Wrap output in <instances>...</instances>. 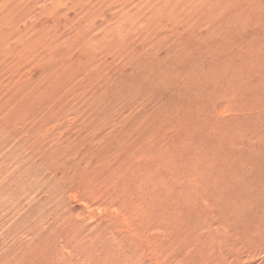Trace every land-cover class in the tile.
Wrapping results in <instances>:
<instances>
[{
  "label": "rangeland",
  "instance_id": "obj_1",
  "mask_svg": "<svg viewBox=\"0 0 264 264\" xmlns=\"http://www.w3.org/2000/svg\"><path fill=\"white\" fill-rule=\"evenodd\" d=\"M0 264H264V0H0Z\"/></svg>",
  "mask_w": 264,
  "mask_h": 264
},
{
  "label": "bare ground",
  "instance_id": "obj_2",
  "mask_svg": "<svg viewBox=\"0 0 264 264\" xmlns=\"http://www.w3.org/2000/svg\"><path fill=\"white\" fill-rule=\"evenodd\" d=\"M58 3H59V2H57V5H58ZM54 9H55V8H54ZM261 199H262V198H261ZM261 199H260V200H261ZM253 201H254V200H253ZM262 201H263V200H262ZM226 204H227V203H226ZM224 205H225V204H224ZM237 205H238V204H237ZM261 205H262V204H261ZM261 205H260V206H261ZM224 207H225V206H224ZM233 207H234V206H233ZM236 207H237V206H236ZM251 207H252V206H251ZM256 208H257V207H256ZM260 208H261V207H260ZM220 209H221V208H220ZM224 209H225V208H224ZM231 209L233 210V208H231ZM231 209H230V210H231ZM234 209H236V208H234ZM221 210H222V209H221ZM230 210H229V211H230ZM217 211H218V210H217ZM219 211H220V210H219ZM230 212H231V211H230ZM235 212H238V211H235ZM235 212H234V213H235ZM257 212H258V211H257ZM257 212L255 211V213H257ZM211 213H212V212H211ZM249 213H250V212H249ZM217 214H218V213H217ZM217 214H216V215H217ZM234 215H235V214H234ZM236 215H237V214H236ZM247 215H249V214H247ZM256 215H257V214H256ZM220 216H221V213H220ZM233 217H234V216H233ZM225 218H226V217H225ZM240 220H241V219H240ZM221 221H222V220H221ZM217 222H218V220H217ZM211 223H212V222H211ZM219 223H220V222H219ZM225 223H226V222H225ZM228 223H230V222H228ZM240 223H241V222H240ZM242 224H243V223H242ZM220 226H221V225H220ZM230 226H231V225H230ZM235 227H237V226L235 225ZM243 227H244V226H243ZM246 227H247V226H246ZM246 227H244V228H246ZM208 228H209V227H208ZM205 229H206V228H205ZM218 230H219V229H218ZM225 230H226V229H225ZM251 230H252V229H251ZM229 231H230V230H229ZM231 231H233V230H231ZM257 231H258V230H257ZM224 233H225V232H224ZM224 233H222V234H224ZM251 233H252V232H251ZM255 233H256V232H255ZM199 238H200V237H199ZM223 238H224V237H223ZM233 239H234V238H233ZM240 244H241V243H240ZM202 246H203V244H202ZM214 246H215V245H214ZM216 247H217V246H216ZM231 247H232V246H231ZM214 250H215V249H214ZM231 253H232V252H231ZM234 254H235V253H234ZM220 256H221V255H220ZM206 257H207V256H206ZM217 258H218V257H217ZM227 259H228V258H227ZM214 260H216V258H215ZM214 260H213V261H214ZM217 261L220 263L219 260H216V262H217ZM223 263H224V262H223Z\"/></svg>",
  "mask_w": 264,
  "mask_h": 264
}]
</instances>
